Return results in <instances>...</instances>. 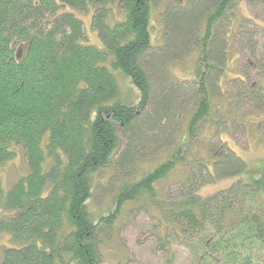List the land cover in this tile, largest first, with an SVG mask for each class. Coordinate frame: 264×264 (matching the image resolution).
I'll return each instance as SVG.
<instances>
[{
  "label": "trees",
  "instance_id": "obj_1",
  "mask_svg": "<svg viewBox=\"0 0 264 264\" xmlns=\"http://www.w3.org/2000/svg\"><path fill=\"white\" fill-rule=\"evenodd\" d=\"M158 1L162 42L152 46ZM239 1L0 0V166L14 145L28 166L6 193L0 181V234L10 238L0 264H99L103 238L132 209L154 215L158 248L167 249L169 231L190 244V264H264V170L199 194L209 180L254 171L219 138L198 145L214 119L212 89L227 64L229 15ZM89 8L102 48L84 44L76 12ZM251 21L241 20L232 43L251 47L245 60L261 75L264 57L255 56V32L244 25ZM189 50L197 52L195 76L178 80L169 62ZM121 78L137 88V102L122 99ZM230 81L238 85L234 106L264 109L263 81ZM183 99L192 107L172 136ZM259 131L264 142V122ZM154 150L164 151L161 159L145 167ZM165 183L178 185L179 195L165 199ZM98 186L112 188L104 209L92 208Z\"/></svg>",
  "mask_w": 264,
  "mask_h": 264
},
{
  "label": "rangeland",
  "instance_id": "obj_2",
  "mask_svg": "<svg viewBox=\"0 0 264 264\" xmlns=\"http://www.w3.org/2000/svg\"><path fill=\"white\" fill-rule=\"evenodd\" d=\"M163 3L158 1L153 5L149 21V41L152 46H157L162 42L163 24L161 10ZM93 10L89 8L86 12H76V16L83 22L85 34L84 44L102 48L103 45L97 32L91 27V17ZM251 18L253 21L244 25L254 33L250 43L253 45V52L259 60L264 57V6H248L244 0L237 3L235 15H229L227 39H228V60L225 70L217 81V85L212 89L214 99L215 114L213 122L204 123L202 131L199 133V147L204 148L209 144H219L218 138L246 161L248 169L254 170L252 173L243 172L240 175L224 178L221 180H209L199 189V194L209 195L218 190L230 186L239 179L244 181L252 178L256 179L260 175L257 170H264V142L259 131V126L264 122V109H251L245 102L239 101L236 106L231 101V93L238 89V85L230 80L241 78L246 75L250 83L264 82V72L260 74L252 70V66L246 62L249 57L251 47L239 49L232 43V36L237 31L241 20ZM225 25V24H224ZM227 25V22H226ZM258 25V26H257ZM196 50H189L185 57L169 62V68L178 80L193 79L195 76ZM239 59V60H238ZM117 73V72H116ZM122 77L119 73H117ZM239 84V83H238ZM121 97L126 102H137L138 90L127 78L120 80ZM240 87V84H239ZM186 101L181 112H177L176 121L179 122L172 136L177 134L181 125H184V116L192 107V103ZM241 102V103H240ZM46 139V137H45ZM122 142L124 141L121 137ZM173 141V140H172ZM153 150V149H152ZM14 156L0 166V181L4 193L21 177L28 174V166L25 160L24 151L21 146H13ZM164 151L156 153L155 150L145 155V160L141 163L146 167L161 159ZM49 160L43 164L46 170ZM110 169L105 168L99 171L101 179L105 180L110 175ZM134 171H137L134 169ZM107 174V175H106ZM264 175V173H263ZM105 178V179H104ZM115 181V180H114ZM114 183V182H113ZM168 183H165V187ZM178 185L168 184L163 191L165 199L179 195ZM112 188L98 186L93 191L92 208L104 209L109 206ZM137 209V208H134ZM124 213L127 211H123ZM126 218L119 219L114 223V233H106L101 247L99 264H190L194 259V251L190 244L183 239L174 237L169 231L166 242L167 249L158 248L156 234L157 220L148 210H131ZM1 214V213H0ZM10 245V238L7 234H0V261L3 250Z\"/></svg>",
  "mask_w": 264,
  "mask_h": 264
}]
</instances>
